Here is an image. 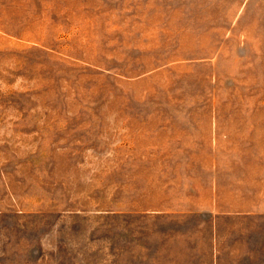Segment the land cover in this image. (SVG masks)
I'll return each mask as SVG.
<instances>
[{"label":"rangeland","instance_id":"obj_1","mask_svg":"<svg viewBox=\"0 0 264 264\" xmlns=\"http://www.w3.org/2000/svg\"><path fill=\"white\" fill-rule=\"evenodd\" d=\"M0 264H264V0H0Z\"/></svg>","mask_w":264,"mask_h":264}]
</instances>
